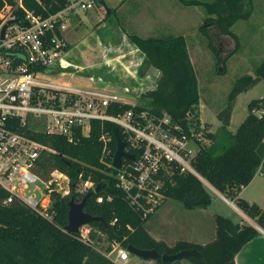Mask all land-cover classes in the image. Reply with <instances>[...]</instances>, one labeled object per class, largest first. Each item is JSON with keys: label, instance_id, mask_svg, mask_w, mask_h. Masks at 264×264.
<instances>
[{"label": "trees", "instance_id": "obj_1", "mask_svg": "<svg viewBox=\"0 0 264 264\" xmlns=\"http://www.w3.org/2000/svg\"><path fill=\"white\" fill-rule=\"evenodd\" d=\"M179 1L187 6H201L206 10L208 17L201 27L202 32L215 23L222 33L236 40L233 26L240 20L250 19L254 11V0ZM6 4L13 6V15L24 24V9L45 18L65 8L68 0H22L24 8L19 7L15 0H0V11ZM112 13L110 10L107 17ZM1 24L0 19V26ZM128 37L145 55V62L159 69L162 76L157 88L146 95L148 101L145 106L116 102L108 108V113L146 111L157 119L168 115L173 124L181 127V133L198 145V151L191 160L197 174L222 195L235 201L250 219L264 229V209L255 202L250 203L240 198L243 189L252 183L264 165V98L251 102L250 113L236 133L228 130L236 97L264 79V61L256 68V77L247 76L236 83L227 106L217 116L222 124L221 131L216 134L205 132L198 139L195 134L200 130H192V122L196 120L200 123L197 120L200 89L186 38L183 35L142 38L136 34H128ZM68 50L67 47L66 51ZM257 112L260 114H256ZM115 127L111 122L94 120L90 136L77 134L73 142L64 136L20 128L19 132L55 151L43 153L38 173L49 179L53 171L60 170L70 177L72 190L70 195L64 197L53 192L52 218H43L18 199L5 205L9 192L0 186V264H115L105 255L115 243L125 248L133 245L142 250L155 249L160 254L197 249L202 259H189L194 264H236L235 256L244 245L260 235L254 225L236 223L229 217L216 215V239L207 245L179 241L170 247L148 232L146 223L153 214L144 218L136 211L126 200L125 194L116 187L114 176L117 170L105 168L101 163L103 134L111 138L109 161L114 159L117 150ZM119 135L122 140L127 141L121 129ZM203 137L210 140L209 146L204 145ZM199 176L192 172H181V167L174 168L172 177L166 183V197L183 204L190 198L198 197L196 206L185 207L208 208L211 195ZM87 180L93 181L96 187L101 185L100 190L94 192L90 189L84 194L77 192L79 183ZM88 193L92 195L87 200L85 211L90 215L103 217L108 226L102 222H92L89 225L91 242L85 243L78 232L69 233L66 226L69 201L72 197L81 201ZM100 197L103 198L101 203L98 202ZM105 243L108 244L106 248ZM181 261L155 262L176 264Z\"/></svg>", "mask_w": 264, "mask_h": 264}, {"label": "built area", "instance_id": "obj_2", "mask_svg": "<svg viewBox=\"0 0 264 264\" xmlns=\"http://www.w3.org/2000/svg\"><path fill=\"white\" fill-rule=\"evenodd\" d=\"M15 1L24 8L22 0ZM97 5H101L100 0H68L65 8L45 18L24 9L25 23L8 26L4 39L2 27L16 16L12 5L6 4L0 11V186L9 192L5 205L18 199L43 218H52L53 192L64 197L72 190L68 174L55 170L46 179L38 173L43 153L55 151L19 132L20 128L64 136L73 142L77 134L90 136L94 120L115 124L126 137L125 151L134 159H123L121 168L116 169L114 159L109 161L111 138L103 134L101 163L117 170L116 187L144 218L154 214L167 199L166 183L174 168L181 167V172L199 176L191 165L198 151L197 143L188 140L168 115L157 119L146 111L135 110L110 114L108 108L113 103H125L118 96L68 86L55 74L57 69L69 65L64 58L65 33L72 21ZM202 134L195 136L201 139ZM37 182L45 186L36 187L39 200L31 194V185ZM95 187L91 180L81 181L77 192L95 191ZM102 201L98 198L99 203ZM90 232L89 225L78 232L85 243L91 242ZM105 255L115 264H128L131 254L115 243Z\"/></svg>", "mask_w": 264, "mask_h": 264}, {"label": "rangeland", "instance_id": "obj_3", "mask_svg": "<svg viewBox=\"0 0 264 264\" xmlns=\"http://www.w3.org/2000/svg\"><path fill=\"white\" fill-rule=\"evenodd\" d=\"M104 2L113 12L110 17L104 6L97 5L72 21L65 33L69 50L64 58L69 65L57 69L55 74L68 86L108 92L118 96L121 102L145 106L146 95L157 88L162 73L145 62V55L131 42L128 34L142 38L183 35L200 89L197 119L200 123L192 122V129L200 130L201 134L219 133L222 124L218 113L227 106L236 83L247 76L256 77L255 70L264 61V0H254L251 18L233 26L237 40L222 33L215 23L202 32L208 15L201 6H187L179 0ZM261 98H264V79L236 97L228 127L231 133H236L249 115L251 102ZM202 141L205 146L211 144L206 137ZM190 147L196 149L194 144ZM201 180L214 201L209 213L224 210L225 205L215 201V189L205 179ZM36 187L44 189L45 186L41 182L31 185V194L39 200ZM247 188L243 199L256 197V203L264 209V165ZM203 210L199 207L192 211ZM192 211L183 203L167 198L152 216L148 228L160 227L159 218H190L187 214ZM234 216L238 223L252 221L240 214ZM107 246L105 243L104 247ZM142 261L130 255L128 264Z\"/></svg>", "mask_w": 264, "mask_h": 264}, {"label": "crops", "instance_id": "obj_4", "mask_svg": "<svg viewBox=\"0 0 264 264\" xmlns=\"http://www.w3.org/2000/svg\"><path fill=\"white\" fill-rule=\"evenodd\" d=\"M247 189L248 188L246 187L242 191V193L240 194V198H244ZM215 191L217 195L215 201H220L223 205H225L224 210H215L210 212V214L209 211L211 210V206H213L214 204V201L211 198V204L203 211L194 213L192 211L193 209H191L192 212L190 214H187L190 218H159L160 223L158 224H160V227L148 228V223L152 219L151 217L150 220L146 223V229L156 240L163 241L170 247L174 246L179 241H187L194 244L207 245L216 239V215L229 217L234 222L238 223L234 214H240L251 221V219L236 205L235 201L228 199L216 189ZM245 200L250 203H256L257 201L256 197H247V199ZM158 210L156 212H158ZM240 224L244 223L242 222ZM249 224L254 225L260 231V235L244 245L241 251L235 256V263L264 264V229L259 227L253 220ZM140 264H156V262L154 260H143L142 262H140ZM176 264L194 263L189 259H182L180 263Z\"/></svg>", "mask_w": 264, "mask_h": 264}, {"label": "water", "instance_id": "obj_5", "mask_svg": "<svg viewBox=\"0 0 264 264\" xmlns=\"http://www.w3.org/2000/svg\"><path fill=\"white\" fill-rule=\"evenodd\" d=\"M100 4L104 6L108 13L110 10L108 9L104 0H100ZM20 22L19 19L9 20L3 27L1 31V38H5V33L8 26L18 24ZM10 58H14V56H10ZM115 139L117 141V150L114 156L113 165L116 169H120L123 163V159L133 160L134 156L128 154L125 151L126 143L121 139L119 135L118 127L114 129ZM101 185L97 186L94 192H98L100 190ZM92 193H88L81 201H76L74 197L69 201V214H68V225L66 226V230L69 233H77L80 228L86 225H90L92 222H102L105 226H108V223L103 217L93 216L88 214L85 211V206L87 200L91 197ZM198 201V197L190 198L187 202L184 203V206H196ZM128 251L131 255L141 258L142 260H162L164 263H171L177 260L182 259H202L201 253L197 249L193 250H184L176 254H160L157 250H142L138 249L133 245H129L127 247Z\"/></svg>", "mask_w": 264, "mask_h": 264}]
</instances>
